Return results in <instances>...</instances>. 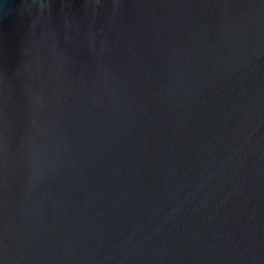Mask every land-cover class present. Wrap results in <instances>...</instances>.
<instances>
[{
    "label": "water",
    "instance_id": "1",
    "mask_svg": "<svg viewBox=\"0 0 264 264\" xmlns=\"http://www.w3.org/2000/svg\"><path fill=\"white\" fill-rule=\"evenodd\" d=\"M0 264H264V0H0Z\"/></svg>",
    "mask_w": 264,
    "mask_h": 264
}]
</instances>
